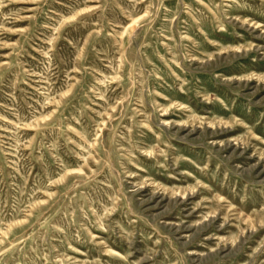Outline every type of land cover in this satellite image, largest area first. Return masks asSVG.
<instances>
[{
	"label": "rangeland",
	"instance_id": "374dc122",
	"mask_svg": "<svg viewBox=\"0 0 264 264\" xmlns=\"http://www.w3.org/2000/svg\"><path fill=\"white\" fill-rule=\"evenodd\" d=\"M0 264H264V0H0Z\"/></svg>",
	"mask_w": 264,
	"mask_h": 264
}]
</instances>
